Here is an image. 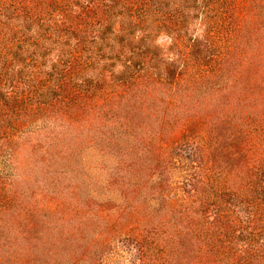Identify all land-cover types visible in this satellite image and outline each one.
Masks as SVG:
<instances>
[{
	"label": "trees",
	"instance_id": "16d2710c",
	"mask_svg": "<svg viewBox=\"0 0 264 264\" xmlns=\"http://www.w3.org/2000/svg\"><path fill=\"white\" fill-rule=\"evenodd\" d=\"M80 145L115 158L98 187ZM109 230L140 264H264V0H0V264H109Z\"/></svg>",
	"mask_w": 264,
	"mask_h": 264
},
{
	"label": "rangeland",
	"instance_id": "374dc122",
	"mask_svg": "<svg viewBox=\"0 0 264 264\" xmlns=\"http://www.w3.org/2000/svg\"><path fill=\"white\" fill-rule=\"evenodd\" d=\"M192 26H198V24L196 23V19H194ZM197 32H200V28ZM171 41L172 39L167 33L160 34L158 37V42L164 48H166L170 44ZM256 78L257 77H255V79ZM65 122L68 123L69 120L65 119ZM52 126L51 127L47 126L48 128L47 127L44 128L43 131H47L46 133H48L50 136L51 135L53 136L55 133H58V135H61L62 132H68L70 133V135L77 134V132L75 131L76 130L75 126H70L66 128L65 130L61 129L58 126H55V127H52ZM91 133L92 132H84L82 133V135L91 134ZM68 136L69 135L66 136V139H68ZM81 137H84V136H81ZM171 137H174V136H171ZM22 139H23L22 140L23 143L19 146L18 154L20 155L19 158L21 159V161L25 163L26 167H20V169L21 171L25 170L26 172H29L28 177L31 180L30 185L31 186L34 185L32 183L34 179H36L35 183L38 185H44V184H47L48 182L60 180V185L62 186V189H64L63 185L64 183L67 182V179L69 178V174L64 175V173L55 172L53 170L55 164L53 165L50 164L52 161V158L50 157L49 153L41 152L39 150H33L32 145H31L32 144L31 139H28V137H25V135ZM44 139H50V138L45 137ZM69 143H73V142L70 141ZM61 146L66 151L71 149V147L66 148L67 147L66 142L64 145L60 144L56 147L54 146V148L60 149L62 148ZM85 147H86V144H85ZM50 149H51V146H50ZM91 149L92 148L84 149L82 148L81 145L78 148V150L80 151L82 155L83 162H84L85 182L86 180H90V181H93L94 184H96L100 176L114 174V171L116 169V161H115V158L105 154L106 150H97V149L91 150ZM43 153H45V157L42 156ZM78 158L79 156L77 155L74 158H72V161L73 160L78 161ZM57 160L59 161V157L57 158ZM60 160L63 162L65 161L63 157H60ZM185 171L186 170L183 171L182 169L178 168L177 164L174 165L173 167H168L167 182L169 183V185L177 186V180L180 179L181 175H183ZM125 179L127 178L125 177ZM96 187H98L97 184H96ZM173 189L176 192L172 191L171 193H169L168 191V195L169 197H171L170 199H174L177 196V187ZM108 233L109 235L107 238L110 239L113 244L112 245L113 249L109 251L108 256H107L108 257L107 261L109 264H140L139 259L137 258V249L133 243H128L126 241L123 242L119 236L113 235L114 232L111 230H109Z\"/></svg>",
	"mask_w": 264,
	"mask_h": 264
}]
</instances>
